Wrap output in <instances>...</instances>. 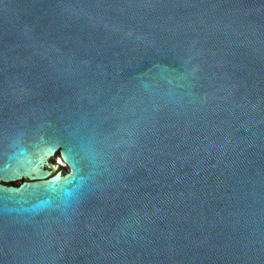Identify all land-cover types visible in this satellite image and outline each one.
<instances>
[{
  "label": "water",
  "instance_id": "water-1",
  "mask_svg": "<svg viewBox=\"0 0 264 264\" xmlns=\"http://www.w3.org/2000/svg\"><path fill=\"white\" fill-rule=\"evenodd\" d=\"M0 264H264V0H0Z\"/></svg>",
  "mask_w": 264,
  "mask_h": 264
}]
</instances>
